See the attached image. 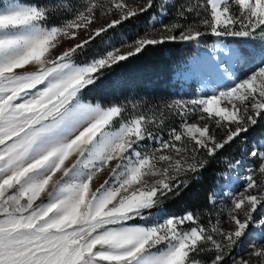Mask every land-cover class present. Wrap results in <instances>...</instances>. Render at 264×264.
I'll return each mask as SVG.
<instances>
[{"label": "snow or ice", "instance_id": "obj_1", "mask_svg": "<svg viewBox=\"0 0 264 264\" xmlns=\"http://www.w3.org/2000/svg\"><path fill=\"white\" fill-rule=\"evenodd\" d=\"M150 12L159 27L78 62ZM209 36L246 41L225 45L210 69L223 87L131 111L85 100L104 70ZM66 40L76 42L56 51ZM258 123L264 0H0V264H264L254 240L264 237V133L239 159L222 155ZM248 157L257 167L220 209L227 227L219 214L205 224L199 211H170L213 162L243 169Z\"/></svg>", "mask_w": 264, "mask_h": 264}, {"label": "trees", "instance_id": "obj_2", "mask_svg": "<svg viewBox=\"0 0 264 264\" xmlns=\"http://www.w3.org/2000/svg\"><path fill=\"white\" fill-rule=\"evenodd\" d=\"M152 14L145 13L125 22L116 30H110L103 40L113 36L118 41H133L144 35L145 30L151 27ZM60 19L61 17H53L51 22L57 23ZM101 40L98 37L87 46L77 57L80 62L98 56L97 50L100 51V44L103 43ZM212 41L213 37L209 36L204 40V44ZM158 47V51H146L120 65L104 70L102 83L98 87H91V90H85V100L102 104L128 102L131 111L132 102L148 107L165 100L189 99L187 95L195 93L196 84L180 81L176 78V73L195 55L197 52L195 45L170 43ZM243 147L244 143H238L223 151L222 155L229 161H234L240 156ZM227 170L225 161L213 162L203 172L201 179L194 183L191 190L182 198L167 202L170 211L176 213L184 209L199 211L202 213V222L207 224L210 219L214 221L216 218L214 207L206 200L205 193L216 188L219 175Z\"/></svg>", "mask_w": 264, "mask_h": 264}, {"label": "rangeland", "instance_id": "obj_3", "mask_svg": "<svg viewBox=\"0 0 264 264\" xmlns=\"http://www.w3.org/2000/svg\"><path fill=\"white\" fill-rule=\"evenodd\" d=\"M132 2L133 0H129V3ZM153 24H156V26L159 27V24L157 22L151 21V27ZM98 26L100 25L99 24L94 25V27H98ZM82 38H85V33L83 32H81V34L77 37V40H80ZM75 42L76 41L74 40H66L60 45V47L56 51H61L64 48L71 46ZM101 42L103 43L100 44V51L97 50L98 55L103 54L106 50H109L112 46L119 47L122 41H118L117 39L113 38V36H110V38L106 37L105 40H101ZM125 42L131 43L132 41L125 40ZM237 42L245 43L246 41H239L238 38H232V37H226V38L213 37V41L208 42L206 44H204V41L200 45H196L193 43L195 45L197 52L188 61V63L184 64L183 68L177 71L176 73V78L179 79L180 81H183L185 83L196 84L197 89L195 93L194 94L190 93L189 95H187L189 99L194 98L198 94H202V90H204L205 88H214L217 85H219L217 82L218 77L210 69L214 64L220 62L222 58L221 49L225 45L235 44ZM247 43H252V42L248 41ZM258 46L259 45L257 44V47ZM77 60L78 62L81 61L78 58ZM221 67L224 66L221 65ZM221 87H223V85ZM217 132H219V130H217ZM249 133H250L249 135L245 136V140L243 142L244 143L243 149H246L249 143L255 145L258 142V140H260L261 134L264 133V124L258 123L256 127L250 129ZM240 156H238L236 159H239ZM249 167L251 168L257 167L256 162L251 157H248L247 160H245V167L243 169L228 167V170L226 172L221 173L219 175V179L217 180L216 183V188L214 189V191L218 193L219 198L217 199L213 207L216 214V218L217 215L219 214L221 224L224 227H227V224L225 223L227 220V216H226V212H221L220 209L222 207L226 208V206L230 204V194L232 192H235L244 182V176L247 173ZM107 176H108L107 171L101 173L99 182H102V180L107 178ZM257 179H259V176H257ZM254 240L255 243L259 245L262 241H264V237L257 234L254 237ZM248 250L249 251L251 250L250 246Z\"/></svg>", "mask_w": 264, "mask_h": 264}, {"label": "bare ground", "instance_id": "obj_4", "mask_svg": "<svg viewBox=\"0 0 264 264\" xmlns=\"http://www.w3.org/2000/svg\"><path fill=\"white\" fill-rule=\"evenodd\" d=\"M217 82H218V84H219L220 86H222V85L224 84V82H223V81H220L218 78H217Z\"/></svg>", "mask_w": 264, "mask_h": 264}]
</instances>
